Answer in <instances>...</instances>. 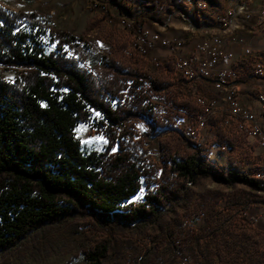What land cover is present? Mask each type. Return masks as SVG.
I'll use <instances>...</instances> for the list:
<instances>
[{
    "label": "trees",
    "instance_id": "1",
    "mask_svg": "<svg viewBox=\"0 0 264 264\" xmlns=\"http://www.w3.org/2000/svg\"><path fill=\"white\" fill-rule=\"evenodd\" d=\"M207 1L210 8L223 4ZM139 2L152 10L170 0ZM113 45L109 55L96 54L84 37L56 28L48 13L0 4V64L23 69L14 81L0 76V255L47 228L84 220L91 226L81 250L86 264H107L121 231L149 240L152 252L155 245L193 251L203 233L189 221L203 217L211 232L231 235L215 264H264L262 237L229 231L231 220L264 206V177H257L264 168L225 170L177 130L157 139L161 161L151 159V133H140L136 121L146 120L151 131L171 128L202 108L170 98L164 75ZM153 97L170 108L159 111ZM92 111L104 119L102 151L84 150L76 137ZM144 183L151 187L144 201L127 204Z\"/></svg>",
    "mask_w": 264,
    "mask_h": 264
},
{
    "label": "rangeland",
    "instance_id": "2",
    "mask_svg": "<svg viewBox=\"0 0 264 264\" xmlns=\"http://www.w3.org/2000/svg\"><path fill=\"white\" fill-rule=\"evenodd\" d=\"M139 1L0 0V4L14 11H42L48 13L56 28L84 37L96 54L109 55L115 48L113 43H119L116 47L118 52L123 51L126 57L142 60L145 68L151 74L164 75L168 81L167 94L170 98L190 99L197 104L198 95L209 97L204 89L190 88L187 81L174 71V61L171 57L178 55L177 45H172V47H177L174 50L156 46L148 51L145 56L139 54L142 52L140 51L141 47H143V32H140L138 25L132 23L135 19H141V22L151 27L154 32H161V29L164 28L168 35L186 37L190 39L191 43H198L202 40L201 36L204 35L201 32L203 30L200 29L202 25L211 26L216 23V20L221 17V13L227 12L228 6L224 8V2L227 5L228 1L223 0L221 6L211 8L209 4V11L198 12V15H196L197 11L194 9L193 0H170L168 6H155L152 10H147V6L140 4ZM258 3L263 6L264 0L251 1L248 11L250 6ZM230 6L235 8L236 5L232 4ZM247 6L242 13L238 14L237 23L240 15L246 11ZM183 8L193 14L196 19L194 20L189 14L188 19L181 16L180 11ZM232 26L231 22L227 25L223 24V33L228 34L239 28V25ZM260 26L261 24H256L255 29L261 31ZM193 33L197 34L194 38L192 37ZM214 38H221V36L216 35ZM205 41L214 43V39L202 40L201 42ZM134 42H137L138 45L133 46ZM150 53L156 56L158 63L151 61ZM237 55L238 63L244 72L240 81L249 80L252 76L251 70L254 62L264 59V35L253 41L251 53L244 54L239 49ZM22 70V68L16 67L7 68L0 64V76L9 81L17 79ZM153 102L159 111L165 112L166 108H170V105L165 103L164 97H153ZM222 114L223 106H211L210 117L212 118L209 120V125L202 130L196 140L205 148L210 161L225 170L237 168L243 172H251L262 169L264 149L258 141L244 134L245 127L236 125L235 129L226 126L222 121ZM178 119L186 122L191 120L190 117H180ZM178 119L175 127H161L155 131L150 130L146 120L139 119L136 121L140 133H151L148 138L153 142L148 143L146 147L149 149V156L154 161H161V150L157 139L169 135L173 130L180 132V129L177 128ZM103 121L104 119L100 113L92 111L90 121L79 123L77 126L76 137L81 142L84 150H104L108 140L103 132L105 128L102 125ZM225 138L228 140V144L223 147L221 140ZM148 188L144 183L139 193L130 198L127 204L139 205L142 203ZM81 223L82 226L75 222L53 226L38 232L17 248L0 255V264H65L67 262L70 264H86L81 250L87 244L84 231H88L91 226L86 225L87 220ZM230 223L232 225L229 227V231L247 235L252 234L262 237L260 238L261 241L264 240V206H253L244 214L235 218L234 221L231 220ZM189 226L194 232L203 233L199 243L193 244V251L183 249V245L180 248L155 245L156 248L152 247L155 251L152 252L149 249L152 246L149 240L136 238L129 232H118L114 234V254L107 264H121V261L128 264L130 260L134 262L138 260L137 264H215L213 258L217 251L222 249L223 244L231 242L230 233L211 232L207 229V222L203 217L190 219ZM217 258L220 261L219 256ZM143 259L145 260L144 263L142 262Z\"/></svg>",
    "mask_w": 264,
    "mask_h": 264
},
{
    "label": "built area",
    "instance_id": "3",
    "mask_svg": "<svg viewBox=\"0 0 264 264\" xmlns=\"http://www.w3.org/2000/svg\"><path fill=\"white\" fill-rule=\"evenodd\" d=\"M251 1L256 0H240L235 8L221 13V17L212 25L227 24L232 20L234 13L240 10V5H251ZM209 4L207 0H195L194 9L209 11ZM257 9L263 8H254V12H247V18L244 20L252 24H262V31H256V34L241 33L234 38H214V43L211 44L189 43V38L186 37L161 35L152 31L151 27L141 22V19H135L132 23L139 26L140 32H143L144 44L148 47L177 44L178 55L171 57L174 61V71L187 81L190 88L204 89L209 95V97L197 96V104L202 108L198 116L192 117L186 114L185 117L191 118L188 122L178 119L177 128L183 136L197 140L212 118L210 117L211 106H223L221 115L223 123L235 129L236 125L245 126L244 134L258 141L264 149V59L255 61L251 70L252 77L257 79L259 84L257 89L259 106L244 109L239 100V82L244 72L238 63L237 52L233 49L238 46L244 54H249L252 51L253 41L264 35V20H255ZM180 12L181 16L188 19V10L183 8ZM134 46H137L135 42ZM66 49L68 50L67 47ZM149 57L152 62L158 63L156 56L150 53ZM257 177H264L262 170L257 173Z\"/></svg>",
    "mask_w": 264,
    "mask_h": 264
},
{
    "label": "crops",
    "instance_id": "4",
    "mask_svg": "<svg viewBox=\"0 0 264 264\" xmlns=\"http://www.w3.org/2000/svg\"><path fill=\"white\" fill-rule=\"evenodd\" d=\"M232 4L234 5L236 4V2L233 1ZM248 7L249 5L247 6L246 11L242 15H240L239 20H238L239 28L236 31H232L228 34L223 33V24L222 25H211V26L202 25V27L200 28L203 30L201 32L204 33V35L201 36L202 40L203 41L212 40L214 39L216 35H220L221 38H234L237 35H240L241 33L256 34V31H257L255 29L256 24H252L250 21L244 20L245 18H247V14L244 17H242L245 13H247ZM254 8H263V9L255 10V20H263L264 19V5L262 6V4H259V3L256 5H252L250 6L248 12H254ZM161 32L163 33V35H168V32L164 28L161 29ZM196 35H197L196 33H193L192 37L194 38V36ZM189 43H191L190 39H189ZM233 49L237 52L241 48L239 47L238 49V46H236V47H233ZM229 64H231V62H229ZM250 79L239 82V87H240L239 100H240V104L242 108L244 109H250L252 107L259 106V102L257 100V92H256L257 88L259 87L258 80L252 76L250 77ZM240 126L245 127L243 125H240Z\"/></svg>",
    "mask_w": 264,
    "mask_h": 264
},
{
    "label": "bare ground",
    "instance_id": "5",
    "mask_svg": "<svg viewBox=\"0 0 264 264\" xmlns=\"http://www.w3.org/2000/svg\"><path fill=\"white\" fill-rule=\"evenodd\" d=\"M228 2H227V5L226 6H228L227 7V12L228 11H230V8H232L230 5H232L231 3L233 2V1H235L236 3L237 2H239L240 0H227ZM207 3H208V1H207ZM229 4V5H228ZM236 5V4H235ZM236 7V6H235ZM245 7H246V5H240V10H237V12L236 13H234V15H233V18H232V20H230V21H228L227 22V24L229 23V22H231V24L233 25L232 27H235V26H238V23H237V16H238V14H240V13H242L243 12V10L245 9ZM235 18V19H234ZM226 24V25H227ZM260 28V30L262 31V24H261V26L259 27ZM227 30V29H226ZM157 33H159V34H161V35H163L161 32H157ZM135 44H137L138 45V43L136 42ZM203 44H211V42H209V41H205V42H203ZM172 45H177V44H166V45H158V46H163V47H167V48H171V49H177V47L176 46H173L172 47ZM134 46V45H133ZM157 45H150V47H148V45L147 44H144V36H143V47H141V49H140V51H142L141 53H139V54H141V55H143V56H145V54H147L148 53V51H150V50H152L153 48H155ZM178 46V45H177ZM177 73V72H176ZM262 175L264 176V172H262Z\"/></svg>",
    "mask_w": 264,
    "mask_h": 264
}]
</instances>
